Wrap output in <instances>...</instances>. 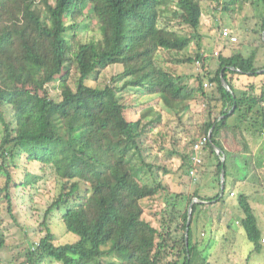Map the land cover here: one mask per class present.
Segmentation results:
<instances>
[{"label": "trees", "instance_id": "1", "mask_svg": "<svg viewBox=\"0 0 264 264\" xmlns=\"http://www.w3.org/2000/svg\"><path fill=\"white\" fill-rule=\"evenodd\" d=\"M204 1L215 4V14L231 15L245 6L244 36L252 34L264 46V0ZM203 12L201 0H0L1 199L14 220L13 189L38 190L48 171L60 188L44 213L46 234L27 252L29 264L205 262L191 230L200 204L191 207L185 244L188 207L195 198L223 204L224 195L171 192L159 178V171L169 172L167 165L157 163V156L149 163L144 153L151 157L153 137L156 132L163 136L161 128L167 125L162 112L173 114L184 130L195 134L184 144L185 149L191 145L190 152L176 151L175 137L167 152L178 154L180 168L190 175L198 168L192 162L193 145L209 136L201 151L209 164L205 169L213 166L219 188L223 169L225 186L239 152L221 145L220 132L242 128L264 145V81L256 82L264 77L259 72L264 67L255 65L254 53L244 56L237 49L241 44L228 29L224 46L230 50L217 55L214 67L199 43V50L188 54L191 41L201 38ZM222 28L221 22L218 30ZM88 30L92 34L83 37L80 32ZM199 63L205 72L191 77L178 72L181 64ZM112 66L122 67V89L113 84L115 78L103 87L88 84ZM53 82H58L57 99L47 89ZM127 88L151 99L132 120L127 117L131 107L118 96ZM196 102L202 105L197 121ZM214 145L224 153L223 162ZM156 199L159 211L154 222L148 221L144 202ZM238 205L246 238L259 252L262 233L248 196L241 194ZM63 208L62 223L78 240L57 246L47 222ZM5 245L0 224V251Z\"/></svg>", "mask_w": 264, "mask_h": 264}, {"label": "rangeland", "instance_id": "2", "mask_svg": "<svg viewBox=\"0 0 264 264\" xmlns=\"http://www.w3.org/2000/svg\"><path fill=\"white\" fill-rule=\"evenodd\" d=\"M201 2L204 9L201 26L198 30V34L201 38L199 41L196 39L191 41L187 53L193 55L199 50L197 47V43H199L201 52L211 61L209 65L214 67L217 63V55L223 51L225 52V50L226 53L230 50V48H228L229 46H224L228 38L222 35L223 28L218 30L222 22L225 25L224 29H228L232 34H236L233 35L237 38L236 43L241 44L240 46L237 45V49L239 47L244 56L254 53L256 55L255 65L257 67H264V46L261 45L260 39L249 33L244 36L245 28L243 26V20L246 11L245 6L243 10L237 9L232 12L231 15L225 13L215 14L213 10L215 6L214 3L204 0H201ZM80 33L85 37V34L89 33V30L87 32L81 31ZM90 34H92V31H90L89 35ZM255 43L256 45L253 46ZM237 49L234 48L232 50ZM263 71L264 70H261L260 72ZM178 72L191 77L195 76V74L205 72V69L200 63L193 66L181 64L178 66ZM121 73V66H112L99 76L98 81L95 82L94 79L91 78L88 84L103 87L115 78L116 81L113 84L118 89H122L124 80L118 78V75H121ZM260 80L264 81V77L256 79V82L259 83ZM189 83L191 84V80ZM25 89L34 91L35 87L26 85ZM47 89L53 98L57 99L59 97L60 91L58 89V82L49 84ZM118 96L128 107H135L134 109L130 108L127 113V117L130 120L135 118L134 113L136 111L151 101V99L146 96H135L131 88L120 91ZM192 107L195 112V121H197L201 114L202 105L196 102ZM156 109L157 108H155V110ZM162 113V119L167 126L163 125L161 128L162 137L157 136L159 132H156L153 137L155 144L152 156H148L150 153L149 151L144 153L146 161L149 163L156 162L155 156H157V163H165L167 165L169 172L164 173L163 171H159V178L173 193L182 192L186 195H190L193 191L197 190L200 196L207 197L210 195L213 197L218 192H221L219 186H217V180H215L213 174L214 172L212 171L213 166L207 171L205 167L209 164L207 160L203 159V156L201 157L203 159V164L196 169V174L193 178L186 172V168H180L182 161L178 154L170 155L167 152L173 145L171 139L174 137L177 139V145L175 146L176 151L190 152L191 145L185 149L184 144L186 145L191 139L190 137L195 133L193 131L190 133L184 130L182 125L175 120L173 114H167V112ZM189 119V116H185L183 121L188 123ZM230 121L234 122V119H230ZM235 123L239 124L241 127L243 126L238 120L235 121ZM234 130L235 129L228 128L222 130L219 135V142L225 149L238 151L251 159L248 158V160L240 161L242 166L238 163L237 157L234 159L235 162L233 163V167L230 168L232 170L231 175L228 176L224 186L225 204L218 203L215 208L207 207V210H204V212H202L203 210L201 211L200 206H197L196 214L193 216L191 230L193 239L196 236L200 238L201 245L199 246V250L201 249V256L205 259V262L201 260L199 264H264V242L262 241V248L259 252L253 251V244L246 238L241 225L243 212L238 205L239 196L241 194L248 196V202L253 208V215L262 233V239H264V145L260 139L251 137V134L246 133L242 128L240 132ZM236 133L238 135H236ZM246 136H250V139L255 142L250 145L243 143V141L245 142ZM234 137L238 138L236 139ZM199 138H197V140ZM259 141L261 143H259ZM247 173L250 175L248 176L247 183L243 185L241 181H243ZM1 180L2 179H0V181ZM59 189L56 177L51 171H48L46 180L42 182V186L38 190L32 189L24 193L20 188L13 189L14 220L7 212L6 200L1 199L3 194H0V224L1 230L6 238V245L0 251V264H29L27 252L46 234L45 227L42 226L41 223L46 209L51 204L53 198L58 195ZM230 191L234 192L235 196L230 197L228 195ZM195 199L191 201L189 207ZM159 204V199L144 202V218L146 220L155 221V213L159 211ZM224 205H226V208H224ZM231 205H234L235 208H231ZM214 211L215 214L213 218L211 213ZM63 212L64 208L51 216L47 222L50 232L55 236V244L57 246L71 244L78 240L76 235L66 231L61 220ZM225 212L233 219L229 223L230 225H228L229 228L224 225V221L227 219L225 218L226 216H223ZM197 214H199V218H196ZM203 230L205 234L201 236L200 234ZM37 264L58 263L42 261Z\"/></svg>", "mask_w": 264, "mask_h": 264}, {"label": "crops", "instance_id": "3", "mask_svg": "<svg viewBox=\"0 0 264 264\" xmlns=\"http://www.w3.org/2000/svg\"><path fill=\"white\" fill-rule=\"evenodd\" d=\"M246 139H245V142L243 141V143H246V144H248V145H250L251 143H253V142H255L254 140H252V139H250V136H246L245 137ZM259 143H261L260 141H259ZM235 152H238V151H235ZM254 154V153H253ZM200 155V157L202 156V153H200L199 154ZM247 155H245V154H242V153H240L239 152V155H238V157H237V159H238V163H240V161H243V160H248V158L249 157H246ZM251 156V155H250ZM254 156V155H253ZM249 159H251V158H249ZM240 165L242 166V163H240ZM234 172H236V171H234ZM237 173V172H236ZM234 175V174H233ZM250 174L249 173H247V175H246V177L243 179V181H241L242 182V184L243 185H245L246 183H247V179H248V176H249ZM231 193H234V192H232V191H230ZM230 192H229V194L228 195H230ZM215 196V195H214ZM213 196V197H214ZM203 197V196H202ZM205 198H211V196L210 195H208L207 197H205ZM197 204H200L201 205V211L202 212H204V210H207V207H211V208H215L216 207V205L218 204V202L217 201H212V202H209V201H200V203H197ZM226 205H224V208H226L225 207ZM231 208H235V206L234 205H231ZM212 214V216H213V218H214V214H215V211L213 212V213H211ZM225 218H227V219H225V221H224V225L227 227V228H229V226L228 225H230L229 223L233 220L232 219V217L229 215V214H227L226 212H225V214L223 215ZM203 234H205V232H204V230L201 232V236L203 235ZM262 238H263V236H262ZM194 240L195 241H197V243H200V238L199 237H195L194 238ZM201 244H199V246H200Z\"/></svg>", "mask_w": 264, "mask_h": 264}, {"label": "water", "instance_id": "4", "mask_svg": "<svg viewBox=\"0 0 264 264\" xmlns=\"http://www.w3.org/2000/svg\"><path fill=\"white\" fill-rule=\"evenodd\" d=\"M262 36L264 37V30H263ZM221 82H222V86L226 89V91L230 92V89H229V87H228L227 83L225 82L222 75H221ZM232 110L230 112H232ZM213 147H214L215 152L217 153V155H219L221 157V160L223 162L225 160L224 153L215 145ZM224 175H225V173H224V170L222 169L221 175H220V191H221L220 197H222L224 195V182H225ZM195 203H200V200L195 199V201L192 203V205H194ZM192 205H190L189 210H188V219H187L186 233H185L186 247H188V230H189V226L191 223V207H192Z\"/></svg>", "mask_w": 264, "mask_h": 264}, {"label": "built area", "instance_id": "5", "mask_svg": "<svg viewBox=\"0 0 264 264\" xmlns=\"http://www.w3.org/2000/svg\"><path fill=\"white\" fill-rule=\"evenodd\" d=\"M223 36H229V31L227 29H224L223 32H222ZM232 41H234L235 39L234 38H230ZM209 140V136H203L201 138H199L196 143L193 145V156H192V162H193V165L194 167H199L202 163V160H201V157H200V153L203 149V147L206 145V143L208 142ZM195 174H196V169H192L190 170V176L191 177H195ZM231 196H234L233 193L230 194ZM262 241L264 242V239H262Z\"/></svg>", "mask_w": 264, "mask_h": 264}, {"label": "clouds", "instance_id": "6", "mask_svg": "<svg viewBox=\"0 0 264 264\" xmlns=\"http://www.w3.org/2000/svg\"><path fill=\"white\" fill-rule=\"evenodd\" d=\"M231 194V193H230ZM234 194V193H233ZM230 197H232L231 195H230Z\"/></svg>", "mask_w": 264, "mask_h": 264}]
</instances>
